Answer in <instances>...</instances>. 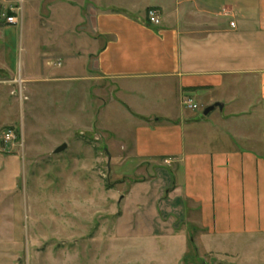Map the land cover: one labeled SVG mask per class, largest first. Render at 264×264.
<instances>
[{
  "label": "rangeland",
  "instance_id": "rangeland-1",
  "mask_svg": "<svg viewBox=\"0 0 264 264\" xmlns=\"http://www.w3.org/2000/svg\"><path fill=\"white\" fill-rule=\"evenodd\" d=\"M31 3L24 1L28 15L8 45L7 63L16 72L0 68V264H220L196 247L192 234L184 242L178 235L156 243L127 237L126 222L142 220L134 214L144 191L138 182L159 164L147 166L135 155V134L140 126L197 119L208 136L247 132L254 118L225 124L230 107L204 116L212 98L223 103L221 90H180L169 77H105L94 56L72 61L78 54L68 57L62 42L73 41L74 49L77 39L60 34H69L75 19L66 16L77 9L66 0H38L35 18ZM52 4L64 13L56 28L46 22Z\"/></svg>",
  "mask_w": 264,
  "mask_h": 264
},
{
  "label": "crops",
  "instance_id": "crops-1",
  "mask_svg": "<svg viewBox=\"0 0 264 264\" xmlns=\"http://www.w3.org/2000/svg\"><path fill=\"white\" fill-rule=\"evenodd\" d=\"M15 1L0 0V68L11 73L16 70L7 63L8 45L28 15L23 9L18 25L6 24L4 14ZM27 1L36 18L38 0ZM72 6L77 11L68 10L66 17L75 20L69 34H60L68 42L77 39L74 49L73 41L62 42L68 57L78 54L72 61L94 56L96 71L105 77H169L180 90H221V112L232 110L225 124L254 118L253 131L212 136L197 127L204 119L138 127L135 155L147 166L159 164L138 182L144 191L134 214L142 220L126 222L127 237L156 243L178 235L184 242L192 234L196 247L220 264H264V0H78V8ZM150 9L159 12L160 26L147 23ZM61 13L52 4L47 26L56 28ZM212 99L210 106L219 101Z\"/></svg>",
  "mask_w": 264,
  "mask_h": 264
},
{
  "label": "built area",
  "instance_id": "built-area-1",
  "mask_svg": "<svg viewBox=\"0 0 264 264\" xmlns=\"http://www.w3.org/2000/svg\"><path fill=\"white\" fill-rule=\"evenodd\" d=\"M25 0H17L15 1V5L10 7L9 12L4 14V20L8 25H18L19 24V17L18 14H21L23 11V4ZM147 23L152 26H160L161 25V18L159 12L156 9H150L147 13ZM231 26L235 28V24L232 23ZM194 108V106H190ZM196 108V107H195Z\"/></svg>",
  "mask_w": 264,
  "mask_h": 264
},
{
  "label": "water",
  "instance_id": "water-1",
  "mask_svg": "<svg viewBox=\"0 0 264 264\" xmlns=\"http://www.w3.org/2000/svg\"><path fill=\"white\" fill-rule=\"evenodd\" d=\"M217 108L220 109V111L223 110L224 104L223 103H216V104L208 107L206 110H204V116H208L211 112H213ZM66 149H67V145H63V146L59 147L55 151V153L58 155L59 153L65 151ZM109 161H110V159H109ZM108 166H109V164H108Z\"/></svg>",
  "mask_w": 264,
  "mask_h": 264
},
{
  "label": "trees",
  "instance_id": "trees-1",
  "mask_svg": "<svg viewBox=\"0 0 264 264\" xmlns=\"http://www.w3.org/2000/svg\"><path fill=\"white\" fill-rule=\"evenodd\" d=\"M189 261H190V259H187V260H186L187 263H188ZM190 262H192V261H190Z\"/></svg>",
  "mask_w": 264,
  "mask_h": 264
}]
</instances>
